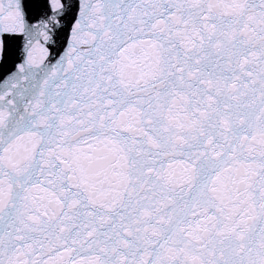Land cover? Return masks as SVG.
Listing matches in <instances>:
<instances>
[{"label": "snow or ice", "instance_id": "6c2138e0", "mask_svg": "<svg viewBox=\"0 0 264 264\" xmlns=\"http://www.w3.org/2000/svg\"><path fill=\"white\" fill-rule=\"evenodd\" d=\"M26 7L0 0V62L27 37L0 75V264H264V0Z\"/></svg>", "mask_w": 264, "mask_h": 264}, {"label": "water", "instance_id": "95a60500", "mask_svg": "<svg viewBox=\"0 0 264 264\" xmlns=\"http://www.w3.org/2000/svg\"><path fill=\"white\" fill-rule=\"evenodd\" d=\"M79 2H82V0H79ZM75 12H78V9H76ZM73 25H74V20L72 19L71 24H70V27H69V31H68V34H67V37H66V40L65 41L70 42V39H71V28H72ZM63 48L64 49L67 48V43L66 42L64 43V47Z\"/></svg>", "mask_w": 264, "mask_h": 264}]
</instances>
